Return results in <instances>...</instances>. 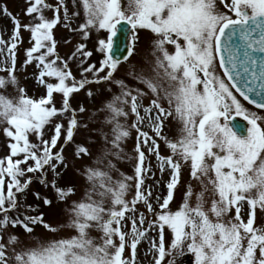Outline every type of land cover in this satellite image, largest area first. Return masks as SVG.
<instances>
[{
	"label": "snow or ice",
	"instance_id": "6c2138e0",
	"mask_svg": "<svg viewBox=\"0 0 264 264\" xmlns=\"http://www.w3.org/2000/svg\"><path fill=\"white\" fill-rule=\"evenodd\" d=\"M26 2L24 14L34 22L24 25L0 7L13 22L10 40L0 38L7 50L0 131L8 149L0 158V264H144L138 246L145 242L148 264H176L178 257L168 259L174 251L192 254L193 264H264V223L256 224L257 212L264 214V114L235 94L264 110V0H72L71 12L65 0L54 8L47 0ZM61 9L64 26L82 39L107 33L97 41L99 67L85 66L92 52L83 43L67 58L59 55L53 30ZM45 10L54 12L51 19ZM21 28L30 46L18 67ZM142 31L150 33L151 59L136 63ZM121 35L122 57L115 55ZM77 61L79 78L70 66ZM29 66L43 89L39 98L17 74L23 68L27 80ZM82 90L101 98L99 108L72 106ZM237 117L246 122L242 130ZM133 131L134 157L124 150ZM69 144L79 183L60 186ZM149 156L168 173L166 195L146 184L155 176ZM125 159L134 161L132 175L117 168ZM34 179L54 193L33 192L35 198L46 208L62 204L63 222L20 199ZM18 227L26 239L9 231Z\"/></svg>",
	"mask_w": 264,
	"mask_h": 264
},
{
	"label": "rangeland",
	"instance_id": "374dc122",
	"mask_svg": "<svg viewBox=\"0 0 264 264\" xmlns=\"http://www.w3.org/2000/svg\"><path fill=\"white\" fill-rule=\"evenodd\" d=\"M48 4L52 5L53 8L58 5L59 0H47ZM69 11L71 12L72 10V0H65ZM4 5L7 6L8 12L14 16L16 19L20 21L22 25L28 24L30 22H34L33 18L28 17L24 14L27 5L26 0H0V7H3ZM45 16L49 19H51L54 15V12L52 10H45ZM60 18H61V23L54 28L53 33L54 37L56 38L58 42V53L61 57L67 58L75 49V46L78 43H83L86 45V50L92 52V56H90L86 61H85V66L87 64L92 63L96 64L97 67H99V61L103 59L102 54L96 52V47H97V41L98 39H105L107 33L103 30H101L99 33L92 31L90 34V37L87 40L82 39L81 35L76 32H71L69 31L68 27L64 26L63 22V9L60 10ZM82 19V17H81ZM69 27H76L77 24L75 21H70ZM13 30V22L12 19L9 16L4 15L3 12H0V38H2L6 43L10 40L11 38V33ZM21 36H22V44L18 43V52H17V65L22 64L23 60L25 59L24 56V50L27 49L30 46V33L27 31H24L23 28H21ZM140 56L136 58L135 62L139 63L141 57H147L148 59H151L149 53H150V33L147 31H142L140 33ZM65 41H70L69 43H65ZM0 48H4L3 55H0V76L6 75V73L3 71L5 68V64L3 63L4 58L7 56V50L4 45H0ZM82 58V57H81ZM78 61L76 63H71L70 66L72 68V71L74 75L79 78V70H78ZM34 68L32 66H29L27 69V75L28 79H24V69L20 68L18 71V76L20 78V83L21 85L25 86L28 90V94L31 96L35 94L37 98H39L43 94V89L38 88L35 81L31 78L33 74ZM124 72L123 67H121L120 72L117 73V76L119 77L122 75ZM129 84H131V80L127 81ZM93 90L95 91L96 86H92ZM115 91V89H114ZM6 95L9 96H14L15 92L9 89V91L6 93ZM57 106H59L61 102V97L59 94H54ZM241 102L250 110V111H255L259 114H264V112L257 111L253 109L252 107L248 106L245 104L242 100ZM72 106L75 108L79 104L84 105L90 112L95 110L96 108H99L100 103H101V98L97 96L94 100H90L86 94L85 91L82 90L78 94H74L73 98L71 100ZM147 103V102H146ZM80 119H85L86 117H79ZM102 119V115L100 117ZM239 120L240 118L237 117ZM65 124L66 127V122L65 121H60ZM245 122V121H243ZM85 130L81 129L79 130L78 134L76 135L75 139L77 142H83L84 136H85ZM51 132L48 133L46 138H50ZM135 131H133L132 136L127 140V142L124 145V150L129 156L135 155L134 153V148H135ZM63 140L61 139L60 142L62 143ZM6 138L3 136L2 131H0V158L5 157L8 154V149L6 147ZM73 145L69 144L68 146L65 147V156H66V161L70 165L68 170L64 172L63 178L58 181V185L60 186H67L69 184H78L79 181L76 179L74 169L71 167L73 163H78L74 161V158L72 156V151H73ZM57 149H54V151ZM146 152V150H145ZM161 154L162 155H168L169 153L166 152L163 147L161 148ZM147 156V152H146ZM148 161H150L152 170L155 173L154 178L148 179L146 181V184H150L153 187V191L156 194H159L161 196L166 195V183L169 179L168 173H161L159 171V168L157 166V162L155 160L154 156H149ZM117 168L119 169L120 172H123L127 175H132L133 174V168H134V161H129V160H121L116 162ZM28 176L32 177H39V173H29L27 174ZM119 173L114 172L113 177L118 178ZM46 176L48 180L52 179V173L51 170H47ZM149 176H152L151 173H149ZM183 179L186 181L188 179V172L185 169L183 172ZM157 181H159V184H157ZM36 184V185H35ZM184 191V186H180L179 190L175 192V203L171 205L173 210L176 209V207L180 204L181 199H182V193ZM33 192H39L41 194V197L47 196L50 199L54 198V193L51 190V188H45L43 185H41L39 182L36 180H33V182L29 185V188L27 189L26 193L20 197L21 200H23L25 203L28 201H31L32 203H35L36 206H39V210L43 211L45 213L46 219L52 223H59L63 222L65 217L64 214L62 213L61 209L63 207L62 204H57L53 203L51 207L46 208L43 205V201L41 200H36L35 196L33 195ZM130 198V197H129ZM36 200V201H35ZM143 210V209H142ZM264 223V214H260L259 211L257 212V220L256 224L257 226L261 225ZM130 227V225H129ZM9 231H15L17 234L21 236L22 239H26L22 229L19 227L16 228L15 230L9 229ZM44 230L42 228H37L36 233L37 234H43ZM93 235H96L93 233ZM142 244L139 247V258L143 260L144 264H148V260L144 259V252L146 251V245ZM173 257H178L176 260V264H193L194 257L190 253H186L183 256H179L177 252H173V256L168 257V259H172Z\"/></svg>",
	"mask_w": 264,
	"mask_h": 264
},
{
	"label": "water",
	"instance_id": "95a60500",
	"mask_svg": "<svg viewBox=\"0 0 264 264\" xmlns=\"http://www.w3.org/2000/svg\"><path fill=\"white\" fill-rule=\"evenodd\" d=\"M124 45H125V41H124L123 35H121L120 44H119V49L120 50L119 51H116L115 52V55L122 57L123 55L126 54V51L124 50ZM245 125L246 124L240 122V130H242L245 127Z\"/></svg>",
	"mask_w": 264,
	"mask_h": 264
}]
</instances>
